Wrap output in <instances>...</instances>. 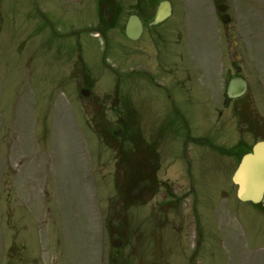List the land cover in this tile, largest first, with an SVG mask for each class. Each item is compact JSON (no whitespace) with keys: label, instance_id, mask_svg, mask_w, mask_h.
I'll list each match as a JSON object with an SVG mask.
<instances>
[{"label":"rangeland","instance_id":"obj_1","mask_svg":"<svg viewBox=\"0 0 264 264\" xmlns=\"http://www.w3.org/2000/svg\"><path fill=\"white\" fill-rule=\"evenodd\" d=\"M80 1L0 0V264H107L109 256L117 264H155V238L184 241L185 228L175 233L167 223L172 214L153 209L161 202L153 196L154 186L129 200L137 180L133 172L144 163L129 143L137 127H159L163 119L176 127L185 121L192 137L203 135L228 149L240 136L247 140L248 93L256 92L259 111L264 103V0H228L227 32L203 5L210 0H169L170 18L150 27L136 44L121 35L135 0H116L122 14L106 39L95 35L96 5ZM216 28L222 68L216 84L212 71L203 70L199 82L207 91L199 97L200 73L191 64L214 65ZM169 30L173 42L156 46L150 35ZM173 62L190 71L189 100L169 91L182 120L169 113L167 74L160 71ZM232 63L248 89L240 102L224 109L210 92L212 86L217 95L224 92ZM81 88L88 96L80 94ZM128 106L132 110L126 112ZM118 125L127 133L116 139L111 130ZM204 127L223 128L207 133ZM198 149L188 144L192 157ZM205 150L213 159L192 182L183 161L181 174L172 159H162L158 172L177 195L195 189L204 237L198 263L264 264V214L236 199V161ZM175 152L182 159L180 149ZM191 200L187 196L179 203L190 210ZM119 218L125 222L123 244L114 249L109 238L112 227H120ZM139 222L147 228L143 239ZM174 258L158 264H175Z\"/></svg>","mask_w":264,"mask_h":264},{"label":"flooded vegetation","instance_id":"obj_2","mask_svg":"<svg viewBox=\"0 0 264 264\" xmlns=\"http://www.w3.org/2000/svg\"><path fill=\"white\" fill-rule=\"evenodd\" d=\"M156 1V2H155ZM164 0H135L133 5L130 6V11L127 12V19L130 15H136L142 24V34L141 37L144 35L146 31L149 29V23L154 19L156 9L158 7V4ZM84 1H80L82 4ZM97 9L98 17L99 12L102 15L101 19L99 20V23L97 24V30L102 33L108 25H115L117 19L122 14V5L118 3L116 0H92V7ZM207 7V3L203 4ZM212 5V13L214 16V19L216 23H220V27L223 30H227L230 23L227 25H223L221 23V18L223 15L228 14L230 7L227 4V0H211ZM221 9V12L219 11ZM208 15L210 13H207ZM211 15V14H210ZM170 18V17H169ZM169 18H167L165 21H167ZM105 19V20H104ZM126 19V21H127ZM104 20V21H103ZM103 21V26L102 22ZM122 26V33L124 36L125 41L128 43L135 44L137 42H132L128 40L125 36V24ZM163 21L162 23H164ZM161 25V24H158ZM157 26V25H156ZM220 30L217 28L215 29V52L218 57H220L221 54V48L217 44V33ZM171 30H169L167 33H160V32H154L150 35L152 37V41L155 42V45L162 44L165 46H169L173 41L172 37L170 36ZM191 68L197 69L198 73H200V76L197 78L198 82L196 88V93L199 95V97L206 94V88L207 86H200L202 83H200L201 79V73L203 70H205V73L207 69H210L211 72V79L214 80V83L216 84V78L220 75V68H222L221 60L220 58H216L214 65L211 64L210 67H205L198 65L196 66L195 63L191 64ZM221 65V66H220ZM233 65V76H236L239 74V68L237 64L232 63ZM220 66V67H219ZM255 69V65H253ZM179 68L176 63H169L166 67L160 66L161 73L167 74V89H164V87L159 83L156 82L153 77H150L147 75V73L142 72V69L140 68L139 73L143 75H147L149 79L152 81L153 85L159 89H164V91L167 93V97L169 99V106L168 110L169 113L173 112L175 113L179 118L182 120V115L179 112V109L175 105V100L173 97H171V94L169 93L170 89L172 93L178 92L177 96H179L182 100H189L191 97L190 90L191 88L188 87V83L190 80V71L184 67ZM214 71V75L212 77V73ZM197 73V72H196ZM222 73V71H221ZM253 73H257L253 70ZM259 73V72H258ZM260 75V73H259ZM188 78V79H187ZM259 78V76H258ZM191 81V80H190ZM215 88L214 94L210 92L211 95H213L214 101L217 103L219 101L220 106L228 107L232 100L227 99L226 94L223 95L221 92L219 95L216 93V86H212ZM264 89V87H262ZM212 91V88L209 89V91ZM182 91V92H181ZM190 91V92H188ZM219 99V100H218ZM261 99V98H260ZM218 100V101H217ZM257 94L256 92H250L248 95V107H249V120H248V127H246V135L247 140H245L242 136L240 138L235 139V143L232 145L231 149L234 148V151L231 150L229 152L230 155L224 156L227 158H232L236 161V164L238 165L242 155L245 153L251 152L253 146L258 142L264 143V103L261 104V111L257 107ZM235 107V104L233 105V108ZM166 123V120L163 119L161 121V124L159 127H137V146L136 151L140 154V156L144 159V163L146 166H144V171L142 170V167L140 166V170L136 172L137 179H142L141 182L147 181L146 185L142 189H138V185L140 182L136 183V185L129 191V197L131 198H138L139 195L146 189V187L149 184H152L154 186V194L153 196H159L161 198V203L156 202L155 207L161 211H171L172 212V219L167 221L168 224L172 225V229L175 233L180 234L183 232L185 228V238L184 241H181L179 238H175V241H164L163 239L159 238L154 241V251H153V259L154 260H170L172 255L175 256V264H194L193 261L196 260L195 264H199L197 259H200L202 255V246L204 243V237L203 232L201 229L200 221L198 219V213L196 210L197 206V197L193 195L194 188L190 186L187 190V192L180 195L176 194L171 188L168 186L167 182H164L159 179L158 172L160 170V163L162 159H169L172 158L175 155V149H180V157L182 160H184V164L187 168L186 174L188 176V179L190 182H192V179L197 174L198 176H201L205 172V167L207 165L208 159H213V157H208L206 154V150H209V152L214 151L218 152V150H222V147L216 144L213 141H209L205 138L203 135H198L197 137H192L190 135V127H188V124H186L185 121H182V126L180 122L176 127H171L174 125L170 123ZM176 125V124H175ZM223 127H204V132H211L214 131L217 133L218 130H221ZM206 133V134H207ZM205 134V135H206ZM190 142L195 143L196 147H198V151L194 157H192L189 153L188 144ZM205 148V149H204ZM152 167L151 169L148 168ZM175 167V166H174ZM147 168V169H146ZM175 172L181 173V165H176V168L174 170ZM160 188L162 189V192H160ZM187 196H193L192 197V204H191V212H193V227H191V222L189 225L184 226V218L186 219L187 214L184 216L183 212H188L189 210L186 209L188 206H184L181 203H179L181 198L187 197ZM165 202L164 200H167ZM163 201V202H162ZM186 207V208H185ZM121 223H125L123 219H119L120 227L117 229L112 228V232H114V238L110 237L109 241L114 239H121L123 240L124 231L121 228ZM143 222H139V227L141 228V231L144 232L143 235L136 234L137 238L141 235V239H143V236L147 235V228L143 225ZM146 228V229H145ZM188 229L193 230L188 233ZM110 258V257H109ZM157 261V263H158ZM169 262H166L168 264Z\"/></svg>","mask_w":264,"mask_h":264},{"label":"water","instance_id":"obj_3","mask_svg":"<svg viewBox=\"0 0 264 264\" xmlns=\"http://www.w3.org/2000/svg\"><path fill=\"white\" fill-rule=\"evenodd\" d=\"M168 2L160 4L155 20L151 24L163 21L168 15ZM228 20L223 18V22ZM141 24L139 20L132 16L126 26V35L131 40L139 38ZM246 83L240 78H233L229 81L227 95L229 98H237L244 94ZM83 94H88L83 91ZM118 129H115L114 134ZM232 181L237 185V197L241 201H250L254 204L261 203L264 206V144L259 143L253 148V152L243 156ZM142 185H140L141 187ZM114 246H119L120 241L112 242Z\"/></svg>","mask_w":264,"mask_h":264}]
</instances>
